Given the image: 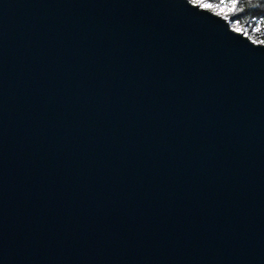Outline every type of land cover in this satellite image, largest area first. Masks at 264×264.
<instances>
[{
	"label": "water",
	"instance_id": "95a60500",
	"mask_svg": "<svg viewBox=\"0 0 264 264\" xmlns=\"http://www.w3.org/2000/svg\"><path fill=\"white\" fill-rule=\"evenodd\" d=\"M0 264H264V41L193 0H0Z\"/></svg>",
	"mask_w": 264,
	"mask_h": 264
},
{
	"label": "trees",
	"instance_id": "16d2710c",
	"mask_svg": "<svg viewBox=\"0 0 264 264\" xmlns=\"http://www.w3.org/2000/svg\"><path fill=\"white\" fill-rule=\"evenodd\" d=\"M219 8L233 24L255 40L264 41V0H200Z\"/></svg>",
	"mask_w": 264,
	"mask_h": 264
},
{
	"label": "rangeland",
	"instance_id": "374dc122",
	"mask_svg": "<svg viewBox=\"0 0 264 264\" xmlns=\"http://www.w3.org/2000/svg\"><path fill=\"white\" fill-rule=\"evenodd\" d=\"M193 1L198 2L199 4H201V5H203V6L209 7V8H211V9H213V10L219 12V13H222L223 15H225V16L229 19L228 15H226L225 12L222 11L221 9H219V8H215V7H212V6H210L208 3L203 2V1H200V0H193ZM229 20H230V19H229ZM230 22H231V21H230ZM231 24H232V26H234L235 28L241 29V30H243L245 33H247L242 27H238V26H236L235 24H233V22H231Z\"/></svg>",
	"mask_w": 264,
	"mask_h": 264
}]
</instances>
